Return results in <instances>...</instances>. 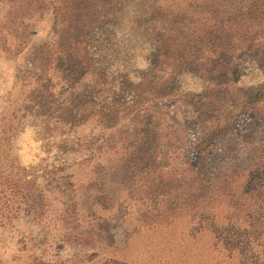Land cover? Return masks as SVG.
<instances>
[{
    "label": "trees",
    "instance_id": "16d2710c",
    "mask_svg": "<svg viewBox=\"0 0 264 264\" xmlns=\"http://www.w3.org/2000/svg\"><path fill=\"white\" fill-rule=\"evenodd\" d=\"M48 7L53 36L33 49L32 68L0 111V222L23 216L34 224L60 223L65 238L84 251L61 264H264V85L250 95L235 79L244 62L264 71V0H0V48L22 53ZM128 12L154 53L153 67L129 87L130 101L103 85L106 75L94 72L87 50L113 14ZM185 68L200 76L201 93L178 92L175 77ZM88 78L92 83L84 84ZM94 89L107 100L96 104L85 96ZM173 95L205 124L196 140L161 102ZM88 109L101 126V150L92 156L99 161L106 145L116 170L111 185L100 182L98 162L88 169L92 182L77 178L73 168L88 157L54 166L57 188L26 179L10 151L23 119L32 115L61 137L84 124ZM234 132L253 153L251 165L198 177L188 160L195 144L213 153ZM121 200L137 205L136 214L125 212ZM112 225L126 234L119 249Z\"/></svg>",
    "mask_w": 264,
    "mask_h": 264
},
{
    "label": "rangeland",
    "instance_id": "374dc122",
    "mask_svg": "<svg viewBox=\"0 0 264 264\" xmlns=\"http://www.w3.org/2000/svg\"><path fill=\"white\" fill-rule=\"evenodd\" d=\"M131 16L130 12L113 14L94 33L87 47L94 72H103L106 75L103 85L112 90L111 94H116L128 101L132 99L129 87L141 80L142 76L153 67L154 61L153 48L149 40L136 35L138 30L135 29V23L130 21ZM54 28V16L48 7L32 24L28 44L22 53L17 54L0 48V111L9 103L6 99L10 93H13V98L16 97L15 89L19 76L32 68L30 57L33 49L51 39ZM235 79L241 90L252 95L256 89L264 85V71L251 62H244L236 68ZM83 82L91 84L92 79H84ZM175 87L181 93L199 94L203 91L200 76L191 68H185L178 73L175 77ZM85 96L93 100V103L96 99V104L107 100V97L104 98L95 89L86 91ZM161 102L173 110V117L178 121L180 129L188 131L190 138L196 140L205 124H200L195 108L178 95L165 98ZM84 114L86 115L84 124L61 137H58V131L46 132L39 119H34L32 115H27L23 119L17 134L10 141V151L19 165L27 171L26 179L36 178L41 183L50 181L51 187L57 188L58 181L52 178L51 173L53 167L68 162L67 159L88 157L90 159L88 164L73 168L77 178H82L84 184L92 182L88 169L93 162H98L102 166L100 182L103 187L111 185L107 182L116 170L108 163L111 153L106 151V145L105 148L103 147L104 154L99 157V161L92 156L101 150L98 138L101 126L96 124L94 119L96 115L93 110L89 112L88 109ZM243 120L242 117L241 121ZM211 125L212 123H207L205 128ZM64 131L67 130L64 128ZM233 134L228 140L224 139L221 142V148L213 153L209 149L199 151L195 144L188 160L198 177L211 178L219 171L243 169L251 165L254 159L253 153L236 142L239 137L237 132ZM179 135H182V139L185 140V134L179 132ZM63 139L73 140L76 145L61 147V149L55 146V143ZM78 155L82 157H77ZM174 158L177 159L176 156ZM123 175L124 173L117 169L115 178L121 179ZM61 189L63 191L61 198L66 199L67 193L62 185ZM187 190V188L183 189V192ZM120 194L124 196L125 193ZM120 206L125 212L131 210L132 214H136L138 208L137 205L132 203L129 205L126 201H123ZM55 225L54 227V224L49 226L45 223L34 224L23 216L0 222V264H61L65 259H73L74 254L80 256V253L84 251L80 250L78 245L71 243L72 239L65 238L67 231L62 229L60 223ZM109 228L116 248H121L126 239L125 232L120 225H112Z\"/></svg>",
    "mask_w": 264,
    "mask_h": 264
}]
</instances>
